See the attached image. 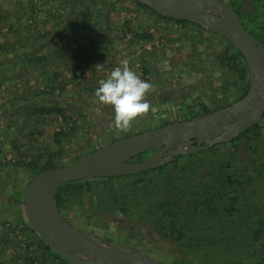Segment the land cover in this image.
I'll use <instances>...</instances> for the list:
<instances>
[{
    "label": "rangeland",
    "instance_id": "1",
    "mask_svg": "<svg viewBox=\"0 0 264 264\" xmlns=\"http://www.w3.org/2000/svg\"><path fill=\"white\" fill-rule=\"evenodd\" d=\"M222 1L264 48V0ZM46 5L44 16L54 6L47 15L52 23L36 19L25 34L48 38L54 49L64 50L63 71L52 60L49 72L42 63L33 72L23 71L20 61L0 63V248L6 250L0 264H64L25 215L24 193L41 167L68 166L117 139L205 116L239 102L249 87L242 55L207 29L164 18L170 23L165 30L180 31L168 55L182 67L163 78L140 59L160 48L127 37L145 29L160 35L163 29H155L151 17L157 15L148 7L134 0ZM14 40L25 49L24 36ZM54 49L51 58L57 61ZM124 60L137 74L148 71L140 78L154 86L147 94L150 111L127 132L115 128L113 107L94 95L99 81ZM42 107L59 111L43 113ZM62 186L54 194L58 216L101 247L113 245L164 264H255L264 245V115L248 133L160 168ZM28 224L41 239L34 244Z\"/></svg>",
    "mask_w": 264,
    "mask_h": 264
},
{
    "label": "water",
    "instance_id": "2",
    "mask_svg": "<svg viewBox=\"0 0 264 264\" xmlns=\"http://www.w3.org/2000/svg\"><path fill=\"white\" fill-rule=\"evenodd\" d=\"M157 15L207 29L227 40L242 55L248 69L246 96L226 108L192 120L173 123L117 139L68 166L35 174L24 193V210L31 227L68 264H164L77 234L57 214L56 190L65 184L140 174L229 142L254 127L264 115V48L222 0H134ZM203 144V145H201ZM153 150H171L165 157L130 161Z\"/></svg>",
    "mask_w": 264,
    "mask_h": 264
},
{
    "label": "crops",
    "instance_id": "3",
    "mask_svg": "<svg viewBox=\"0 0 264 264\" xmlns=\"http://www.w3.org/2000/svg\"><path fill=\"white\" fill-rule=\"evenodd\" d=\"M48 2L49 0H0V63H3V61L6 63H10L12 61H20L23 71L28 72L38 71V66L42 63L43 65H45L43 66V70L49 72L50 62L52 60V62L57 63L58 68H60L61 63V70L63 71V67L65 65L64 50L54 49L56 43H51L53 41L50 42L48 38H39L38 36H35L34 39H32V34L29 37H26L27 34H25L28 31L27 29H31V26L28 23L33 24L37 21L36 19H40V22L44 21L45 23H52V19L50 17H47V15L54 14V12H52L54 6L50 7L51 11H49V13H47L45 16L43 12L48 8L49 5H46V3ZM52 18L53 21L54 19H57L56 17ZM151 19V21L154 22V27L156 30L163 29L160 32V35L157 34V31L154 33V31L145 29L143 33L136 32V34H133V36L127 35V37L129 39H132L134 37V39L137 41H148L150 42V44L155 43L156 46L160 49L154 54V48L153 51H151L152 53L150 52V55H148L147 60L142 56L140 57V59L142 61H147V63L149 60V63H151L150 66H152L153 69L157 70V74H161V76L163 75V78L172 77L173 75H175V73H178V67L182 66L178 65L181 60L178 58L172 60V58L169 57L168 52L174 49V39L177 38V35L180 34V31L176 29L165 30V28H167L170 23L158 16H153L151 17ZM147 25L151 26L150 24ZM31 31L34 32V30ZM147 32L150 35L146 36ZM16 35L24 36L27 39L25 49H20L19 45L14 40V37ZM155 39H157V41ZM63 43L64 45H66L65 39L63 40ZM7 48H10L12 52H9ZM52 49H54L53 56L57 57V61L55 58H51ZM140 59H138V61H140ZM30 63H33L35 65V67H33V70L29 69ZM139 63L142 64V62ZM6 66L8 65H5V67ZM143 66H145L147 69L149 67L148 65ZM145 73L146 75H149L148 71L146 72L143 70L139 71L138 74L142 77L145 75ZM147 78H150V76H147ZM152 90L150 92H152ZM25 228L30 235V241L33 242V244L41 240L38 239L39 236L36 234L37 232L35 233V231L31 229L29 224ZM3 254L6 255V250L2 252V249L0 248V260Z\"/></svg>",
    "mask_w": 264,
    "mask_h": 264
},
{
    "label": "clouds",
    "instance_id": "4",
    "mask_svg": "<svg viewBox=\"0 0 264 264\" xmlns=\"http://www.w3.org/2000/svg\"><path fill=\"white\" fill-rule=\"evenodd\" d=\"M153 87L152 83L141 79L130 68L129 62L124 60L106 79L99 81L94 95L99 103L113 107L115 128L127 132L131 130L133 121L150 111L152 105L147 94Z\"/></svg>",
    "mask_w": 264,
    "mask_h": 264
},
{
    "label": "trees",
    "instance_id": "5",
    "mask_svg": "<svg viewBox=\"0 0 264 264\" xmlns=\"http://www.w3.org/2000/svg\"><path fill=\"white\" fill-rule=\"evenodd\" d=\"M137 5L138 6H140V7H143V8H146L147 9V7L145 6V5H140V4H138L137 3ZM149 9V8H148ZM150 10V9H149ZM154 14H156V13H154ZM157 15V14H156ZM157 16H159V15H157ZM160 17V16H159ZM161 19H164V18H162V17H160ZM178 23H180V24H183V23H186V22H178ZM43 113H51V112H58L59 110L58 109H55V108H53V107H48V108H45V107H42L41 109H40ZM256 128V127H255ZM252 129H254V127H252V128H250L249 130H247L245 133H248L249 131H251ZM46 169H52V167H46V166H43V167H41L36 173H38V172H40V171H44V170H46ZM78 182H81V181H77V182H72V183H68V184H65V185H63L62 187H64V186H68V185H72V184H75V183H78ZM54 201H55V205H56V201H58L56 198L54 199ZM209 205V204H208ZM56 206H58V205H56ZM210 206V205H209ZM208 211V209L207 208H205V212H207ZM261 239H264V237L263 238H261ZM62 262L64 263V264H68L64 259H62ZM247 264H250V263H247ZM255 264H264V245H262L261 247H260V253H259V255H258V257H257V260H256V262H255Z\"/></svg>",
    "mask_w": 264,
    "mask_h": 264
},
{
    "label": "flooded vegetation",
    "instance_id": "6",
    "mask_svg": "<svg viewBox=\"0 0 264 264\" xmlns=\"http://www.w3.org/2000/svg\"><path fill=\"white\" fill-rule=\"evenodd\" d=\"M226 108V107H225ZM203 145V144H201ZM168 151H163V150H158L156 156H161V157H165L167 155Z\"/></svg>",
    "mask_w": 264,
    "mask_h": 264
}]
</instances>
